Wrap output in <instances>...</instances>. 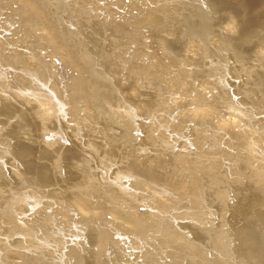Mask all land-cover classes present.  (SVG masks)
I'll return each instance as SVG.
<instances>
[{"label":"rangeland","instance_id":"374dc122","mask_svg":"<svg viewBox=\"0 0 264 264\" xmlns=\"http://www.w3.org/2000/svg\"><path fill=\"white\" fill-rule=\"evenodd\" d=\"M10 1L0 0V264H264L253 0H31L38 14ZM226 8L244 25L230 38ZM45 22L76 67L54 66ZM195 105L212 114L192 117ZM222 114L243 123L234 137Z\"/></svg>","mask_w":264,"mask_h":264},{"label":"bare ground","instance_id":"6f19581e","mask_svg":"<svg viewBox=\"0 0 264 264\" xmlns=\"http://www.w3.org/2000/svg\"><path fill=\"white\" fill-rule=\"evenodd\" d=\"M13 1L12 4H19L21 7L23 6L24 7V11L26 10L27 12H33V13H37L38 14V11L35 7V5L33 4V2H31V0H11ZM10 1V2H11ZM224 2H227V3H232V2H235L237 0H222ZM16 4V5H17ZM231 5V4H230ZM19 6V7H20ZM23 9V8H22ZM227 9V8H226ZM232 10V9H231ZM226 14H225V20L224 22H222V27L224 29V32L226 34V36H234L236 34H238L244 27L243 23L241 22L240 20V17L237 16L236 14H233L230 10L227 9V11L225 10ZM234 12V11H233ZM252 13H253V16H254V19L256 21V24L260 25L261 29H262V35L260 36V38H258V40L255 42V51H257V55L260 56L261 58H264V0L262 1H254L253 0V5H252ZM251 13V14H252ZM31 14V13H30ZM224 15V14H223ZM253 19V20H254ZM44 25L41 27L42 28V32L44 34V37L46 39V42L48 43V45L50 46V51H49V55L51 56V61L54 62V66L56 65V63L59 65V67H72V66H75L76 65L73 63V60L71 58V54L70 52H68L62 45L59 44V41L58 39L56 38V35L53 31V28L49 26V24L47 22L43 23ZM42 34V35H43ZM259 34V33H258ZM43 37V38H44ZM230 38V37H229ZM44 39V40H45ZM56 62V63H55ZM53 64V63H52ZM57 65V66H58ZM53 67V65H52ZM56 67V66H55ZM68 69V68H67ZM78 71V70H77ZM79 89V88H78ZM70 90V89H69ZM36 95V94H35ZM81 101V100H80ZM230 102V101H229ZM231 103V102H230ZM236 111V110H235ZM234 112V111H233ZM237 112V111H236ZM191 116L192 117H202V116H208V115H211L212 112L211 110H209L207 107H199L198 105H195L193 110L190 112ZM78 115V114H77ZM217 125L219 126V128L228 136L230 137H234V131L239 129L240 127H242V124L241 123V120L238 118L237 115H234V114H222V115H219V118L217 119ZM247 126V125H246ZM249 126V125H248ZM250 127V126H249ZM248 127V128H249ZM241 129V128H240ZM253 130V128H252ZM250 131V130H249ZM132 132V131H131ZM130 132V133H131ZM240 133V132H239ZM250 133V132H249ZM127 134V133H126ZM243 134V133H242ZM249 135V134H248ZM255 135V134H254ZM246 136V135H245ZM128 140V139H127ZM261 138L260 137H255L252 141L254 143H258V142H261L260 141ZM155 164V163H154ZM158 164V163H157ZM128 172V171H127ZM119 175V174H118ZM122 177V176H121ZM121 177L118 178V180L120 179L121 180ZM125 177V176H124ZM123 177V178H124ZM126 177H129L126 176ZM76 178V176H75ZM109 179V178H108ZM125 179H128V178H125ZM124 179V180H125ZM130 179V178H129ZM128 179V180H129ZM127 180V181H128ZM76 181V180H75ZM109 181V180H108ZM113 181V180H112ZM117 182V181H115ZM124 182V181H123ZM126 182V181H125ZM130 182V181H129ZM105 183V181H104ZM118 183V182H117ZM116 183V184H117ZM111 184V183H109ZM115 184V183H114ZM121 184V183H119ZM118 184V185H119ZM136 184V183H135ZM72 185V184H71ZM77 185V184H76ZM105 185V184H103ZM123 186V188L125 189V184H121ZM115 186V185H114ZM117 186V185H116ZM126 186H127V183H126ZM131 186V185H130ZM107 187V186H106ZM66 189V188H65ZM81 189V188H80ZM107 189V188H105ZM111 189V188H110ZM115 189V188H114ZM122 189V187H121ZM121 189H119L121 191ZM108 190V189H107ZM106 190V191H107ZM123 190V189H122ZM127 190V189H126ZM129 190V189H128ZM113 191V190H112ZM115 191V190H114ZM124 191V190H123ZM122 191V192H123ZM128 191H124V193H126ZM194 192V191H193ZM120 193V192H119ZM128 194V193H127ZM119 195V194H118ZM125 195V194H124ZM122 195V196H124ZM130 195V194H128ZM121 196V195H120ZM78 198V197H77ZM122 198V197H121ZM76 199V198H75ZM72 200L71 203L74 205L75 207V211L77 213H81L82 216L84 217H87V214L89 213V208L87 207V204L84 202V200ZM128 199V198H127ZM131 199V198H130ZM48 200V199H47ZM119 200V199H118ZM123 200V198H122ZM121 200V201H122ZM129 200V199H128ZM132 201H133V198H132ZM131 201V202H132ZM138 203V200H136ZM65 202V201H64ZM128 202V201H127ZM130 202V203H131ZM135 202V201H134ZM124 203V202H123ZM129 203V202H128ZM129 203V204H130ZM140 204V203H139ZM138 204V206H139ZM137 207V206H136ZM92 214H94V216L96 215V213L92 211ZM116 213H114L113 215H115ZM112 215V216H113ZM115 218H117V214L116 216H114ZM54 218V217H53ZM113 218V217H112ZM114 218V219H115ZM119 218V221L122 223V225H124L125 223H127V221H124L126 219H121L120 217ZM117 218V219H118ZM113 219V220H114ZM54 220V219H53ZM122 220V221H121ZM93 222V221H92ZM116 222V220H115ZM119 223V224H121ZM98 224V223H97ZM164 224V223H163ZM127 225V224H125ZM129 226V224H128ZM91 227V226H90ZM162 227V226H161ZM160 227V228H161ZM125 228V227H124ZM127 228V227H126ZM163 228V227H162ZM187 228V227H186ZM91 229V228H90ZM94 229V228H93ZM124 232V231H123ZM166 232V231H165ZM114 233V232H113ZM129 233V232H128ZM151 234V233H150ZM140 235V234H139ZM143 235V234H142ZM159 234H157L158 236ZM131 236V235H130ZM155 236V237H157ZM247 237V236H246ZM142 238V237H141ZM147 237L144 238V240L146 239ZM154 238V236H153ZM152 238V239H153ZM131 239V238H130ZM151 239V240H152ZM155 239V238H154ZM240 239H245V235L240 236ZM143 240V241H144ZM149 240V238H148ZM141 242V241H140ZM161 242V241H160ZM144 243V242H143ZM143 246V245H142ZM147 246V245H146ZM159 247V246H158ZM144 248V247H143ZM154 248V247H153ZM152 248V249H153ZM201 248V247H200ZM8 253V251H7ZM203 253V252H202ZM9 258V257H8ZM3 259V258H2ZM1 259V260H2ZM0 260V261H1ZM4 262V261H2ZM5 263L7 264V262L5 261ZM4 264V263H3Z\"/></svg>","mask_w":264,"mask_h":264}]
</instances>
